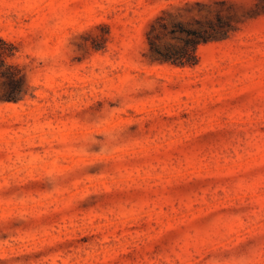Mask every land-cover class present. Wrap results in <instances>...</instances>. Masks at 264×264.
Here are the masks:
<instances>
[{"label":"rangeland","instance_id":"obj_1","mask_svg":"<svg viewBox=\"0 0 264 264\" xmlns=\"http://www.w3.org/2000/svg\"><path fill=\"white\" fill-rule=\"evenodd\" d=\"M161 112L182 129L119 136ZM94 135L116 141L102 152L45 148ZM188 135L204 140L197 158L183 149ZM137 154L149 160L128 162ZM108 156L111 173L94 174L106 161L86 167ZM51 161L47 173L81 164L72 186L108 201L69 210L76 191L62 186L59 220L0 232L8 264H264V0H0V188ZM10 190L0 213L42 211L30 207L43 199ZM205 206L222 233L203 227L171 253L141 223L169 231Z\"/></svg>","mask_w":264,"mask_h":264},{"label":"trees","instance_id":"obj_2","mask_svg":"<svg viewBox=\"0 0 264 264\" xmlns=\"http://www.w3.org/2000/svg\"><path fill=\"white\" fill-rule=\"evenodd\" d=\"M18 80L14 81L11 86L14 87L17 85ZM7 99H13L12 96H8ZM120 101L119 94L117 95V100ZM118 105H122L121 102ZM182 129V124L179 122V118L175 116V113L168 114L165 112H161L155 116H150L149 118H145L143 120L138 121H131L127 128L122 130L119 134L120 137H136L139 139H143L146 137V133L149 134L158 132L159 135H169L173 132H178ZM191 135L184 136V140H182L185 144L186 151L189 152V155L194 158H197L198 156V150L197 146H202L204 143V140L200 135L196 137H190ZM116 139L107 140L104 136H97L94 135L91 139L87 140H76V139H70L66 142H55V145L52 148L45 147L46 149L53 150V149H82L85 148V151H91L95 149L96 151H105L109 145L114 144ZM195 146V147H194ZM166 145H162L160 149L165 151ZM44 149V147H42ZM102 149V150H101ZM43 151V150H42ZM79 151V150H76ZM163 155V154H162ZM116 159L114 157L108 156L106 158H98V160H92L93 163H90L88 161V167H92L95 165V163H99L102 161H106L105 166H97L95 165L94 168V174L99 173L100 171H110L112 172L113 167L115 166ZM149 156L147 154H137L134 158L129 160L128 162H144L148 161ZM90 163V164H89ZM51 164L53 162H49L47 164H39L36 165L34 168V174L30 175L25 181H23L20 184H11L7 188H0V193L5 194L7 189L10 190V194L15 196L17 200L21 199L22 197L34 195L37 196L44 201L41 204H37L36 206L30 207H39V209L42 208V211L32 213L31 209L27 210L23 214L18 212V208H13L9 210H4L0 213V232L4 236H13L18 234L20 231L22 233L29 232L30 229L49 223L52 220H59L58 215L61 212L65 211V207L62 206V203H58L53 201L56 193V190H61L62 186L68 185L71 189L74 187L72 186V182L75 178H77L79 175H82L86 172V168L82 167L81 164H77L73 167H66L62 168L60 170H57L53 173H47L45 172L44 168H51ZM85 170V172H84ZM90 189V188H89ZM73 198H72V204L69 208L76 209L80 206L81 203H84L80 209L87 208L91 205H97L99 208L101 203L104 205L107 203L108 200L104 199V194L106 191L104 190H88L82 187L81 189L74 188ZM84 191L86 194L83 197L79 196V192ZM8 192V191H7ZM19 192V194H17ZM145 190H137L133 193L135 195L134 198H131L130 201H136V206L140 202V195H144ZM178 195V194H177ZM7 197V195H6ZM5 197V198H6ZM150 197V195L148 196ZM61 208H57L60 207ZM209 206H205L202 208V214L198 216L197 218H192L188 223H182L179 225L176 229H171L169 231H164L160 229H156L151 227L152 222H148L145 220V218H142L141 223L144 224V227H149V232L152 233L154 237L157 236V233L161 234L159 235L158 242L156 244V247L159 250L164 249L165 252L171 253L173 250H175L179 243L182 241L184 235L191 233L193 235L197 230L203 228V227H209L211 226L214 230L219 231L222 233L223 226L220 223H212L214 212H205L206 209H208ZM162 215V214H161ZM61 217V215H60ZM157 221V220H152ZM159 226H163V223L159 224ZM220 233H218L219 235ZM214 236L213 238H215ZM41 249H34V250H26L23 249L22 251L18 252V255L16 257V263H25L27 259L30 258V253H33L32 259H34L35 255H40ZM35 251V254H34ZM217 257H222L218 254H216ZM0 264H8L7 260L0 257Z\"/></svg>","mask_w":264,"mask_h":264}]
</instances>
